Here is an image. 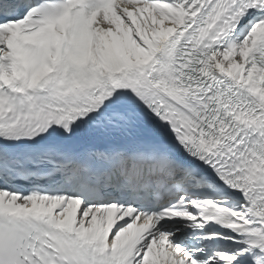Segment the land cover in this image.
<instances>
[{
    "label": "snow or ice",
    "instance_id": "6c2138e0",
    "mask_svg": "<svg viewBox=\"0 0 264 264\" xmlns=\"http://www.w3.org/2000/svg\"><path fill=\"white\" fill-rule=\"evenodd\" d=\"M0 264H264V0H0Z\"/></svg>",
    "mask_w": 264,
    "mask_h": 264
}]
</instances>
